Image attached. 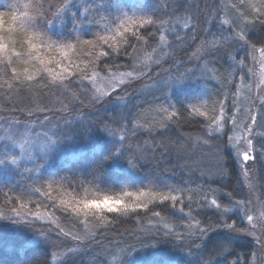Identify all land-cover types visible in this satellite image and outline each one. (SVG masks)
<instances>
[{
  "label": "trees",
  "instance_id": "1",
  "mask_svg": "<svg viewBox=\"0 0 264 264\" xmlns=\"http://www.w3.org/2000/svg\"><path fill=\"white\" fill-rule=\"evenodd\" d=\"M141 1L0 0V11H14L18 5L29 2L33 10L39 11L35 15L38 16L40 31L46 32L50 39L75 46L74 53L69 57L71 63L68 59L59 65L69 69L70 75L64 78L67 79V85L85 76L88 78L93 72L104 74L131 69L141 57L157 47L164 53L166 61L183 63L186 56L203 41L207 55L195 69L204 66L212 72L209 80H203L208 89L203 98V107L211 110L225 100L223 93L229 89L234 75L232 56L238 55V47L237 44L226 43V37L230 35L238 38L234 39L237 43L241 40L238 34L243 33L245 39L242 40L248 46L264 47L261 44L264 41V18L256 17L248 7V0H184L190 2L185 12V19L189 22L186 28L182 27L184 19L178 18L176 4L183 0ZM205 11L208 12L206 19ZM125 14L134 18H150L153 23L135 28L136 35L128 32L123 38L117 37L120 44L116 52L102 42L95 48L83 44L84 40L97 41L99 36L114 35ZM221 19L229 21L228 28L221 26ZM160 36H164V41L159 39ZM101 51L108 55L100 56ZM16 65L20 64L15 60L0 71V82L5 83H0V113L3 116L21 118L25 113L35 110L68 112L69 116L81 112L76 89L61 91L59 86L49 83L45 78L36 83H26L12 74ZM190 69L184 68L179 73ZM148 96L139 105L136 117L133 116V121H140L144 131L129 130L119 140L118 131H108V125L115 123L111 117L84 114L85 120L90 122L88 130L85 129L90 136L86 140L72 134L73 138L76 137L75 143L85 144L90 140L100 147L99 150L68 163H55L50 171L40 175L32 173L12 181L0 179V264H52V254L63 250L66 245L69 247L71 242L67 238H72L71 235L62 239L58 238L60 233L57 228L15 222L12 219L15 213L13 209H19L20 215L37 210L49 213L51 219L56 220L66 232L83 235L81 229L83 226L86 229L85 219L65 209L59 200L66 199L68 195L74 196L86 188H101L110 192L129 190L167 193L176 190L180 200L175 203L157 200L149 204L147 209L138 208L126 216L108 214L109 221L104 225L87 220V229L91 230L94 237L86 239L82 245L81 241H74L79 252L65 258L64 264H102L114 259L117 254L126 255L129 250L154 254L151 264H165L169 257L174 259L175 264H232L233 261L237 264H252L255 253L253 245L224 239L226 236L233 237L235 233L224 224L238 223V209L233 208L235 214L227 212L222 224L219 223L220 211L206 209L211 206L209 197L216 199L222 207L232 206L240 200L237 198L240 193L239 173L225 143L222 142L220 150L224 173L220 172L217 180L201 178L184 167V176H175L167 169L170 164H184L179 159V155L186 151L182 145L205 136L207 119L215 112H206L207 116H201L197 114L198 109H191L181 102L175 104L168 126L162 129V125L154 121L145 125L144 120L149 122L152 119L157 109L154 105L158 104L153 95ZM83 128L78 127L80 131ZM73 144L74 140L68 143L70 146ZM204 195L207 201L205 205L200 201ZM21 204L26 205V208H20ZM178 209L184 216L179 219L182 223L179 236L163 237L153 231L151 223L155 212L164 218L169 212ZM194 221L197 224H191ZM209 224L215 227L201 237L199 229H207ZM42 235L50 237L45 238V243L41 245L27 247L33 239ZM223 245L228 246L224 248Z\"/></svg>",
  "mask_w": 264,
  "mask_h": 264
},
{
  "label": "rangeland",
  "instance_id": "2",
  "mask_svg": "<svg viewBox=\"0 0 264 264\" xmlns=\"http://www.w3.org/2000/svg\"><path fill=\"white\" fill-rule=\"evenodd\" d=\"M135 1L142 2L141 0H133V2ZM29 2L18 5V8H14V11L16 10L18 13L28 11L30 16L33 17L32 23L34 27L32 30L40 31L41 27H38V16L35 15L39 11L33 10ZM126 3L128 4L127 1ZM180 3L176 2L178 6L177 12H179L178 18H183L185 23V12L189 7L187 4H190V2L183 0L181 3L182 6ZM25 5H29V7L26 9L24 7ZM205 12L204 19L208 18V12ZM224 21L221 19L220 23L226 29L228 28V24H225ZM2 27L3 20L0 17V28ZM182 27L186 28L184 24H182ZM235 38L228 35L225 39L226 43H232V45L237 44L236 46L238 47V55L232 56V65L234 68L232 81L234 83L231 81V84L228 85L229 89L224 91L223 97L225 100L220 102L218 107L212 110L203 107L205 105L203 98L208 91L203 80H209L212 72L204 66L200 69H195L207 55V47L202 44L203 41L186 56L183 63L166 61L167 59H165L164 53L157 47L147 55L141 57L139 63L134 64L131 69L126 68V70L119 72L108 71L104 74H98L95 77V81L91 75L80 81L74 80L70 85L66 84L67 79L62 78L63 74H60V77L56 81H53L47 72H37L34 66H28L30 72L33 73V79L27 80L23 75V66L18 65L21 66L18 67L16 65V71H12V74L17 77L19 73L21 80L26 83H36L41 78H45L49 83L59 86L58 89L61 91L69 92L68 90L70 89L79 90V93L76 91L75 94L79 95L78 102L82 110L80 113L77 112L78 114L75 116H69L68 112H38L35 110L34 112L25 113L21 118L6 117L0 113V138H3L0 139V159L4 160V163L0 164V179L12 181L16 180L17 177L29 176L32 173L40 175L43 172L50 171L55 163H68L77 160L86 153H94L99 150L100 147L96 146L90 140L89 143L85 144L75 143L77 140L76 137L73 138L74 136L72 134H77L76 136L79 139L81 137L86 140L90 136L86 132L88 127H90V122L89 120H85L84 114H94V116L99 118L111 117L115 120V123H109L108 131H118L119 140H121L125 132L129 133V130L144 131L140 121H133V116L136 117L138 107L145 102V98H149L148 95H153V98L156 99L155 102L158 103L154 105V108L157 109L154 111L152 119L149 122L144 120L145 125L152 124L154 121L160 123L162 129L168 126L170 122L169 117L174 112L175 104L181 102L187 104L191 109H198V112H215L209 115L207 119L206 135H203L198 140L193 139L192 141H188V143L184 142L185 144L182 145V148L186 151L179 155V159L183 160L184 164L182 166L180 164H170L167 169L171 170L174 175L181 176L183 175L182 170H184V167L201 178H206L209 181L217 180L220 177L222 169L220 150L222 149V142H224L226 149L229 151L230 158L239 173L240 193L237 194V198L246 200L245 210L252 211L254 217H259L261 212H264V207H262L264 205V159L248 161L243 164V168L248 169V179L245 180L242 174V158H237L236 148L232 146L234 141L229 140V137L234 136L238 131V128L233 126V118L242 127L250 122L251 116L255 115L257 125L253 129L256 148L254 155L260 150V145L256 141L264 138V99H262L264 98V83H261V79L264 78V64L261 61L264 60V57L260 55V47H257L253 54L252 47L248 46L242 39L236 43ZM241 44L242 47L240 46ZM14 59L16 60L15 57H13V61H15ZM239 61H243V64H240ZM7 65H10V63L0 64V71L1 68ZM50 67H53V65ZM55 68L57 73H60V67ZM184 68L191 69L179 73ZM192 69H195V71L192 72ZM128 72H131L132 76L124 77L123 84L117 81L115 88L108 85V78L113 77L114 74L119 75ZM0 83L2 85L5 84L3 82ZM98 88L104 89L107 94L101 95L97 92ZM200 106L201 108H199ZM221 107H223L224 111L223 131L209 133V126L215 128L214 118L220 115ZM80 126L84 127L82 131L78 129ZM8 137L12 139H7ZM13 140L17 143H13ZM73 140L74 144L71 146L68 145ZM20 143L24 144V149L19 147ZM43 145L47 146L42 148ZM203 145L207 146L203 147ZM243 146V140L239 141L241 150ZM13 156L18 160V164H12L10 162ZM177 161L180 162L179 160ZM125 172L128 173V170L126 169ZM241 181H244L243 186H241ZM249 184L253 186L251 189L248 187ZM172 194L176 195L178 193L177 191H173ZM212 198L209 197L208 199L212 200ZM205 199L206 196L204 195V198L202 197L200 199L201 204H206L207 201ZM206 209L211 212H219L212 205ZM34 213L32 211L24 212L20 216H16L13 213L12 219L19 223L28 222L31 225H45L56 228V225L52 223L53 219L40 220L33 215ZM230 214L235 213L231 211ZM237 215L239 217L237 224L243 227V231L235 232L233 237L226 236L224 239H229L228 242L230 241L232 243L240 242L242 244L245 241L244 243L253 245L255 253L251 263L253 264L255 261V264H264V254L258 252V245L256 244L255 238L248 235L249 230H255L258 236L264 234V229L260 227L261 224H264V221H260L255 229H251V226L243 218L244 210H238ZM180 217H184L181 209L175 212H169L168 216H164V218L160 215L154 216L151 228L163 237L179 236L182 226V223L179 221ZM193 223L197 224L195 221L191 224ZM166 224L169 227H165ZM83 227L81 233L84 234L87 229ZM47 237L50 236H38L27 247L41 245L45 243V238ZM93 237L94 234H91L89 238L91 239ZM58 238L66 239L67 237L60 234ZM67 239L71 242L69 246L77 249L75 248L74 240L72 238ZM84 241H81L80 244L85 243ZM224 243H227V241ZM227 246L225 245L224 248H227ZM63 248V250L56 251L52 254V264H64L65 258L79 252V249H77L69 255V247L66 245ZM153 255L129 250L126 255L117 254L114 259L102 262V264H151ZM165 264H175V261L169 257L165 261Z\"/></svg>",
  "mask_w": 264,
  "mask_h": 264
},
{
  "label": "snow or ice",
  "instance_id": "3",
  "mask_svg": "<svg viewBox=\"0 0 264 264\" xmlns=\"http://www.w3.org/2000/svg\"><path fill=\"white\" fill-rule=\"evenodd\" d=\"M24 7L27 9L29 7V5H25ZM233 7H235V6H233ZM248 7L256 14L257 18H264V0H255V2H253V0H248ZM85 11H88V10L86 9ZM13 16H14V18L12 20V28L13 29H16L18 26H23L29 18H33L32 16H30L28 11H23V12H19V13L14 11ZM123 17L124 18H123L121 24L119 25V27H117L115 29L114 35L99 36L97 41L84 40L83 44L95 48V47L99 46L100 43L102 42L103 45H108L112 49L113 52H116L119 50V44H120V41L117 39V37L123 38V37H125V33H128V32H132L133 35H136V33L134 32L135 28L143 27L144 25H148V24L153 23L152 19H150V18L145 19L142 16L134 18L133 16H128L127 14H125ZM262 22H264V21H262ZM224 23L227 24V23H229V21L225 20ZM184 26L188 27L187 21H185ZM238 35L240 36L241 39H245V36L243 33H239ZM140 38L143 39V37H140ZM39 39H40V37L38 35H35V40L38 41ZM159 39L161 41H164L165 38H164V36H160ZM124 42L126 43L127 41L125 40ZM261 44H264V41H262ZM34 47H35V45H34ZM73 50H75L74 45H69L67 50H65L63 48L57 49V51L65 53V55L68 57V59L70 57V55H68V53H70ZM252 51L254 54L256 51L255 45H252ZM259 52H260L261 57H264V47H261L259 49ZM37 54L40 56L44 55L43 53H37ZM99 55L100 56H107L108 53L101 51ZM46 59H47V57H46ZM53 60H56V58L54 57L52 59H49V64L52 63ZM56 62L59 65L63 64L59 60H56ZM10 63H13V61H10ZM69 63H71L70 59H69ZM239 63L243 64V61H239ZM261 63L264 64V60H262ZM12 70L15 72L16 68H13ZM43 71L47 72L52 77L53 81H56L58 79V77H60V74H63L62 78H67V76L70 75L69 69L67 67H60V73H57L56 68H50L46 65L44 67ZM37 72H39V71L37 70ZM23 75H24V78L27 80L33 79V73L30 72V69H27L26 71H24ZM97 75H98V73H95V72L92 73L94 81H95V77ZM126 76L131 77L132 73L131 72L121 73L119 75L114 74L113 77L108 78V81H107L108 85L112 88H115L117 81L120 84H123L124 83V77H126ZM16 78H20V75H17ZM85 78H87V76H85ZM261 83H264V78L261 79ZM97 92H99L101 95L107 94L106 91L102 88H98ZM262 99H264V98H262ZM39 110L42 111L43 109H39ZM197 114L201 115V116H207L206 112H198ZM223 117H224V111H223V107H221L220 115L214 118L215 128H212L211 126H209V129H208L209 133L222 132L223 131V128H224ZM169 118H171V116ZM256 125H257V120H256L255 115L251 116L250 122L248 124L242 126V127L236 121V119L233 118V126L238 128V131L234 134V136L229 137V140L234 141L232 146L236 148L237 158H242L241 159L242 174H243L245 180L248 179V169L243 168V164L245 162H248V161H254L257 159H264V140L256 141V143H258L260 145V150L258 151V153H256L254 155V152H256V148H255V143H254L255 133H254L253 129ZM0 139H3V138H0ZM7 139H12V138L8 137ZM241 140H243V145H244L242 150L239 147V141H241ZM12 142L17 143L15 140H13ZM205 143H207V141H205ZM46 146L47 145H43L42 148H44ZM19 147L21 149H24V144L20 143ZM10 162L12 164H18V160L16 159L15 156H13L10 159ZM2 163H4V160L0 159V164H2ZM221 172L224 173V170L221 169ZM243 183H244V181H241V186H243ZM248 187H249V189H251L253 186H252V184H249ZM173 191H176V190H173ZM45 194L47 195V193H45ZM134 194H140V195H143L147 198L146 201H142L138 205H136L134 208V211L138 208L147 209L149 204H151L157 200H159L161 202L172 201L174 203L180 200V197L178 195L172 194V192L157 193V192L139 191V192H136ZM229 196H231V194H229ZM188 199L191 200L192 197L189 196ZM59 203L61 206H64L65 209H70L71 213H74L77 216L76 205L74 203V197L72 195H68L66 199H64V198L60 199ZM211 205L214 206L215 209L220 211L219 219L221 221H225L226 220V219H224V217H226L225 214L227 212L232 211L234 208V209H238L239 211L244 210L243 218L251 226V229H255L257 227V224L260 222V220H258L257 217H254V215L252 214V211L245 210L246 200H237L235 202V204L232 206L222 207V205L220 203H218L216 199H213V200H211ZM262 207H264V205H262ZM20 208H26V205L21 204ZM13 211L15 212L16 216H20L19 209L14 208ZM0 215H2V214H0ZM33 215L40 220L51 218L49 213H41L39 210L35 211V213ZM154 215L159 216L160 213L155 212ZM189 215H191V213H189ZM261 215H264V212H261ZM85 222H86L85 228L87 229V220H85ZM52 223L56 224V228L59 230L60 234H62L63 236L71 235V237L74 241H83V240L88 239L91 236V230L90 229H87L83 235H80V234L73 233L70 231L66 232L64 230V228L61 227V225L56 222V220H52ZM224 226L227 227L228 229H231L232 231H235V232H242L243 231V227L238 225L236 222H226L224 224ZM165 227H169V225L166 224ZM214 227H215L214 224H209L207 229H199L201 237L205 236L207 234V232L209 230H212ZM260 227L262 229H264V224H261ZM248 235H251L255 238L256 244L258 245V252L261 254H264V234L258 236L255 230H249ZM76 250L77 249L71 248L69 246L68 254L70 255ZM232 264H237V262L233 261ZM253 264H255V261L253 262Z\"/></svg>",
  "mask_w": 264,
  "mask_h": 264
},
{
  "label": "clouds",
  "instance_id": "4",
  "mask_svg": "<svg viewBox=\"0 0 264 264\" xmlns=\"http://www.w3.org/2000/svg\"><path fill=\"white\" fill-rule=\"evenodd\" d=\"M13 12L0 11V17L3 20V27L0 28V64H8L15 57L16 62L23 66V72L29 69L28 66H34L36 70L43 71L46 65L59 67L56 60L61 63L68 60L65 53L57 51V49L67 50L70 43L50 39L43 31H33V18H29L23 26L13 29ZM35 35L40 37L38 41L35 40ZM37 53L44 55L40 56ZM73 53L74 50L68 55ZM54 57L56 60L49 64V59ZM18 75L20 74L18 73ZM134 193L136 191L110 192L101 188H86L73 196L77 216L83 217L85 220L91 219L98 225H104L109 221L108 214L116 213L126 216L134 211L136 205L146 201L145 196ZM257 219L264 221V215H260Z\"/></svg>",
  "mask_w": 264,
  "mask_h": 264
}]
</instances>
